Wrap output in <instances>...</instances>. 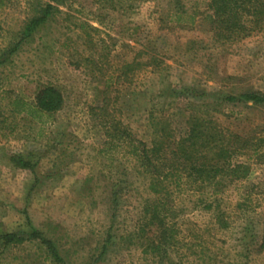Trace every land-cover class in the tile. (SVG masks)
I'll return each instance as SVG.
<instances>
[{"label": "rangeland", "instance_id": "374dc122", "mask_svg": "<svg viewBox=\"0 0 264 264\" xmlns=\"http://www.w3.org/2000/svg\"><path fill=\"white\" fill-rule=\"evenodd\" d=\"M46 2L0 4V264H264V155L238 157L248 174L224 182L218 203L189 181L158 197L108 136L118 121L151 148L163 132L183 135L188 115H203L263 139L264 152V107L223 100L264 92V20L243 18L248 35L226 39L209 0H58L18 44ZM46 85L61 92L59 110L42 122L14 110ZM160 198L170 209L163 233L146 213Z\"/></svg>", "mask_w": 264, "mask_h": 264}, {"label": "trees", "instance_id": "16d2710c", "mask_svg": "<svg viewBox=\"0 0 264 264\" xmlns=\"http://www.w3.org/2000/svg\"><path fill=\"white\" fill-rule=\"evenodd\" d=\"M50 1L58 2V0ZM2 2L3 0H0V4ZM51 2L41 5L27 19L19 33L18 44L29 38L55 11L56 8ZM208 6L214 15V21L219 27L222 38L230 39L234 36L248 35L247 32L251 29H247L242 24L243 18H247L255 25L264 20V0H209ZM14 46L16 47L17 43ZM12 49L14 50L11 44L3 50V54H11ZM223 100L264 107V92L247 91L238 95H224ZM62 103L61 92L52 85L39 88L32 103L20 99L13 102L15 111L25 112L39 122L43 121V115L59 110ZM186 124V131L177 139L169 136L170 131L163 132L152 147L148 148L142 141L136 139L129 129L116 121L114 133H108L109 142L116 140V149H125L124 151L134 157L136 165L141 168L140 172L148 176V187L153 189L154 193H158V197L162 196V192L166 194L169 185L177 188L180 184L184 185L189 181L196 190H207L212 199L209 202L218 203L227 192V185L224 182L240 181L248 174L249 164L238 160L239 156L244 155L255 162L262 160L264 152L260 141L263 139L224 130L210 117H203V115H188ZM11 159H15L16 163L22 167L29 169L33 167L30 161L20 155H13ZM121 175L124 176V173ZM121 182L123 181L120 179L116 196ZM241 195V200L246 202L249 192L244 190ZM169 212L170 209L165 200L161 198L156 199L146 208L149 221L156 223L161 233L165 228L164 218ZM32 235L39 239L55 260L61 261L56 246L49 238L35 228L32 229ZM13 236L10 234L5 237H10L11 240Z\"/></svg>", "mask_w": 264, "mask_h": 264}]
</instances>
